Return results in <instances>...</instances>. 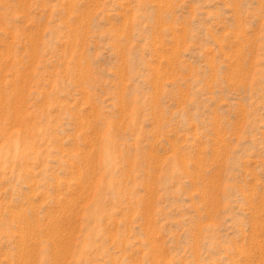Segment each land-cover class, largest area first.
<instances>
[{"label": "rangeland", "instance_id": "374dc122", "mask_svg": "<svg viewBox=\"0 0 264 264\" xmlns=\"http://www.w3.org/2000/svg\"><path fill=\"white\" fill-rule=\"evenodd\" d=\"M0 264H264V0H0Z\"/></svg>", "mask_w": 264, "mask_h": 264}]
</instances>
